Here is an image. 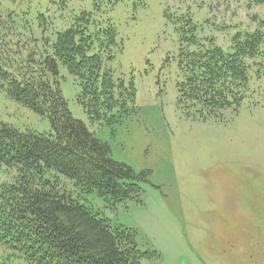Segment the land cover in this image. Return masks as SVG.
<instances>
[{"label":"rangeland","instance_id":"374dc122","mask_svg":"<svg viewBox=\"0 0 264 264\" xmlns=\"http://www.w3.org/2000/svg\"><path fill=\"white\" fill-rule=\"evenodd\" d=\"M99 10L93 0H72L65 12L50 0H0L5 70L42 53L46 39L54 40L55 32L87 12L114 25L121 50L109 68L136 89V109L129 116L114 115V125L95 123L80 103L78 81L59 68V86L73 118L110 146L115 162L150 173L142 185L143 202L115 206L97 193L84 196L63 177L51 178L62 192L135 231L139 250L156 253L142 264H264V55L247 60L249 83L239 108L210 116L196 114L195 108L189 116L178 106L183 78L177 22L192 19L200 40L213 39L232 52L236 34H264V4L120 0L114 8L104 4ZM0 124L21 132H53L47 118L11 101L4 91ZM15 175L2 173L0 182L13 183Z\"/></svg>","mask_w":264,"mask_h":264},{"label":"trees","instance_id":"16d2710c","mask_svg":"<svg viewBox=\"0 0 264 264\" xmlns=\"http://www.w3.org/2000/svg\"><path fill=\"white\" fill-rule=\"evenodd\" d=\"M72 0H50L65 12ZM120 0H93L114 8ZM264 4V0H255ZM51 20V19H50ZM178 106L189 116L239 108L249 83L247 60L264 55V34L238 33L232 52L213 39L200 40L192 19L180 17ZM8 24V21H7ZM6 24V25H7ZM21 24V23H19ZM46 39L42 53L7 71L0 60V91L50 121L51 134L21 132L0 124V175L14 171L13 183L0 182V264H142L156 253L139 250L136 232L115 225L85 202L62 192L52 175L74 183L84 196L97 193L115 206L141 203L150 173H136L112 159L107 143L73 118L59 86V68L78 81L80 103L95 123L114 125L136 109L133 82L116 78L109 64L121 50L109 21L82 12ZM5 64V63H3ZM6 65V64H5ZM115 115V116H114ZM121 115V116H120Z\"/></svg>","mask_w":264,"mask_h":264}]
</instances>
